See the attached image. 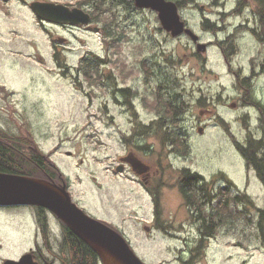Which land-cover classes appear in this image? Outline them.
<instances>
[{
	"label": "rangeland",
	"instance_id": "374dc122",
	"mask_svg": "<svg viewBox=\"0 0 264 264\" xmlns=\"http://www.w3.org/2000/svg\"><path fill=\"white\" fill-rule=\"evenodd\" d=\"M0 1L7 10L0 7V117H6V121L21 127L27 124L38 132L39 141L35 140V143L41 153L46 154L49 148L55 146L56 152H52L51 158L55 159L59 169L72 181L73 195L82 208L97 218L119 225V231L144 264H183L181 259H190L189 264H264V240L257 235L255 226L257 212L250 205L235 204L232 198L229 209L220 211L219 219L225 223L220 224L213 238L205 241L198 257H191L190 249L197 242L194 241L197 236L196 227L191 222V214L178 209L177 205L183 203V200L172 190L179 175L172 169L186 165L204 177L202 183L210 181L212 174L220 171L227 174L235 186L232 187L228 181L231 197L239 191L252 198L257 206L264 205V187L255 171L247 169L242 156L232 144L228 130L211 122L199 134L197 128L204 125V122L197 124L193 115L189 114L183 121V131L189 139V154L182 156L170 146L162 150L157 140L148 141L153 148L148 161H160L165 167L167 179L160 206L162 216L169 224L168 232L152 229L150 203L144 189L135 181L105 169L130 144V141H125L128 134L122 136L126 119L120 104L110 94L108 99L103 98L106 107L102 110L97 95L87 96L86 93L91 92V89L82 84V90L78 84L80 77L74 79L75 67L82 54L94 52L105 55L106 47L101 32L87 27L41 22L29 7L33 0ZM44 1L77 6L80 0ZM213 1L192 0L179 7L181 18L203 37V41H215L211 31L204 26V19L210 23L219 22L214 18L217 7ZM250 1L254 4L253 0ZM83 6L88 9L86 4ZM124 16L131 19L126 30L130 43L123 45L121 61H131L132 46L135 50L140 44L144 51L147 49L149 52L154 50L158 42L164 44L168 41H163L162 35L154 33L161 26L154 11L141 9L125 13ZM229 22L234 23L235 19L231 18ZM91 25L99 27L98 24ZM134 26L141 27V33L152 39L139 42L140 34L133 29ZM222 36L219 34V38ZM175 46V42L164 45L163 56H170ZM250 48L251 51H263L262 45ZM156 51L162 53L160 49ZM244 51L237 61L245 70L249 48ZM55 52L63 57L67 70L57 66ZM178 53L174 52L176 62H187L190 59V50L181 47ZM203 53L208 55L207 67L214 72L216 86H221L222 91L229 93L226 100L229 105L218 107L217 110L228 122L233 134L243 142L249 132L246 128L249 119L245 110L235 111L230 107L231 102L237 98V83L215 44ZM5 90L10 91V94H6ZM92 93L97 94V90L93 89ZM216 100L225 101L218 96ZM148 113L150 115L147 116ZM141 115L146 120L152 116L148 109L143 110ZM215 121L218 123L219 119ZM254 135L263 138L264 131L256 130ZM40 179L56 185L54 181ZM204 186L207 189L205 191L210 189V185ZM234 207L239 209L241 217L233 221L231 215ZM12 209L7 208L8 211ZM32 210L21 207L14 210L16 214L8 216H17L18 219L26 215L24 213L30 214ZM204 213L208 215L212 212L206 208ZM51 226L56 232L59 231V227L52 222ZM145 226L148 230H145ZM2 235L14 237L16 231L10 230ZM15 245V242L8 239L2 253H9Z\"/></svg>",
	"mask_w": 264,
	"mask_h": 264
},
{
	"label": "flooded vegetation",
	"instance_id": "af4514ba",
	"mask_svg": "<svg viewBox=\"0 0 264 264\" xmlns=\"http://www.w3.org/2000/svg\"><path fill=\"white\" fill-rule=\"evenodd\" d=\"M213 3H215L217 7L214 18L219 21L218 23L213 22L216 27L215 31H211L215 40L214 42L203 41V37L198 33V39L193 41L185 33H182L185 34L188 39L184 44L186 48H190V59H188L187 62L183 60L182 62L175 63L174 66L176 71L173 81L176 97L181 100L179 105L187 107L186 111L181 112L179 118V122H181V131H183V121L189 114L193 115L197 124L204 122V125H200L198 128L203 129L213 122L217 124L219 128L223 130L227 129V123L217 108H224L226 105H229L226 103V100L229 98V93L222 91L221 86H216L214 72L207 67L209 60L208 55L207 53L197 50L196 45L198 42L206 43L204 52H208L213 44L217 46L226 63L228 71L233 76L238 87L237 98L231 102L230 106H234L233 110L235 111L240 109L245 110L249 119L246 128L249 131H264V127L261 123L262 112L264 113V45L255 36L257 17L254 13L253 4L250 0H214ZM231 18L235 19L234 23H228V20ZM185 23L188 25L186 21ZM219 34H223V36L219 38ZM255 45H262L263 51H251L252 49L250 46L255 47ZM191 47L194 48L191 49ZM248 48V63L247 68L244 70L243 66L239 65L237 59L241 57L245 53L244 50ZM174 52L179 54L177 47L173 48L172 53L174 54ZM130 54V58L134 60V53L131 51ZM166 67L167 65L165 63L154 65V73L150 76L149 82L154 84L157 77L164 76L165 74L161 71V68ZM127 68L129 70H134L136 73L134 78H129L127 80V85H130L133 90L137 91L131 101L135 113L133 114L129 108L125 106L124 99H118L120 95V86L115 88H97V99L99 100L100 108L104 110L106 103L103 102V98L108 99V96L112 94V99L121 106L123 115L126 119L124 123V132L129 135L138 127L142 128L145 124H148L152 116L146 120L141 115L143 110H147L143 102V94L147 93V84L144 80L143 72L137 68H129V64ZM244 81L250 84L252 99L249 98L250 90H247L242 85ZM114 82L117 85H126L124 82H120L117 77ZM217 96L225 99V101H217ZM185 99H189L190 102L184 104ZM133 115H136L139 121H132ZM5 119L6 117H0V146L4 148L7 156L11 159L13 167H16L20 171L16 173L12 172L11 174L34 178L42 177L54 181L58 186L65 187L72 201L80 206L73 195L72 181L59 169L55 163V159L51 158L52 152H56L55 146L53 145L49 148L46 154L41 153L38 145L35 143V140L39 141L38 132L29 127H21L13 123H7ZM216 119H219L218 123L215 121ZM148 153H151V150L146 142H140V144L130 143L126 146L124 152L117 156L114 163L108 164L109 166L105 167V169L109 170L112 174H121L124 178L135 181L140 185L149 199L152 214V229L168 232V228L164 229L160 225V220H164V218L161 217L162 207L160 204L162 202L164 190L166 189V170L160 161H158V163L149 162ZM134 157H137L141 163L147 166L145 171L140 172L146 168L142 164L134 163L133 165L130 163V160H133ZM171 167H173V164H171ZM172 170L179 173L177 176V184L172 190L183 200V203L179 202L177 207L185 213L188 212L193 217L191 222L194 224L197 231V236H195L194 241H202L205 243V241L215 236L220 224L215 226L213 220L205 221L203 217L205 213H202L201 210L208 208L212 212L211 214L215 212L219 213L221 209L224 211L227 210L230 204L228 176L222 172V175L219 176H217V173L212 174L210 181H205L204 183L207 184V186L210 185V189L202 193L198 192L197 203L191 205L190 201L194 193L188 189L182 188L179 185V180L182 177V172L188 171L190 174L196 172L187 168L186 165H181L179 168ZM201 180H204V177L198 175V178L193 181L196 187H198V183L201 182ZM157 191H160L159 203L158 199L155 200L153 197ZM157 206L161 211H157ZM11 207L13 209L8 211L7 208ZM21 207L32 208L33 210L30 214L24 213L26 215H22L18 219H16L17 216H8V214H16L14 210ZM82 209L91 217L97 218L89 214L84 208ZM194 214L200 215L201 218L195 219ZM97 219L119 231V225L115 223L111 224V222L100 218ZM51 222L59 227L58 232L52 228ZM30 225H33V227ZM200 227L202 230H200ZM144 228L148 230L147 226ZM10 230L16 231L14 237L2 235V233H7ZM3 238L5 241L4 245ZM8 239L15 242L16 245L11 248L9 253L3 254L2 250L4 246H6ZM85 255V248L75 243L73 245L62 228L59 219L55 214L47 211V209L26 204L0 205V264H4L6 259L16 260L19 264H78V257L80 261H82L85 259ZM100 259L98 255L96 259L97 264H102V260Z\"/></svg>",
	"mask_w": 264,
	"mask_h": 264
},
{
	"label": "trees",
	"instance_id": "16d2710c",
	"mask_svg": "<svg viewBox=\"0 0 264 264\" xmlns=\"http://www.w3.org/2000/svg\"><path fill=\"white\" fill-rule=\"evenodd\" d=\"M5 1V0H3ZM178 7L185 6L192 2V0H174ZM253 8L254 13L257 17V27L255 30V36L262 42L264 45V0H253ZM87 5L88 9L82 8L83 5ZM1 9L5 10V7L2 5L0 1ZM77 7H80L87 11L91 15V24L99 25V30L101 32V37L104 41L106 52L105 55H98L94 52H87L82 54L79 59L77 66L75 67L76 75L75 78H79L81 80L78 81L80 87L82 88V84L84 87H89L91 92L86 93L87 96H94L97 94H93L92 90L100 87L103 89L105 86L103 82L106 80L109 84L108 87L115 88L119 87L114 81L115 78L119 79L120 82H124L125 87H120V100L124 99L125 106L129 108V110L134 114L135 110L131 103L133 96L137 92L133 90L130 85H127V80L129 78H134L136 73L134 70H129L127 65L129 64V68L131 69H140L144 74V80L147 84V93L143 94V102L146 108L151 111L152 119L149 120L148 124H145L142 128H137L133 133L126 136L125 133L122 134L125 137V141L133 144H140V142H146L150 147V150L153 151V148L150 146V140H157L161 145V149L170 148L176 150L178 153L182 154V156L190 153L189 139L185 132L181 131V122H179V118L181 116L182 111H186V106H180L181 100L177 99L174 79H175V63L176 59L173 53L164 57V45L167 43L175 42L178 48L184 47L186 41H188L187 36L185 34H180L177 36H171L169 32L162 29V27H158L154 33H158L163 36V41H167L162 44V42H158L155 45L154 50L151 49L149 52L147 49L144 51V47L142 45H137L134 50V46H132V52L135 55L134 60L131 59L130 62L121 61L120 55L122 54L123 45H127L130 43V36L126 33L128 28V23L131 22V19L128 16H124L125 13L130 12H138L143 8H137L133 4V0H80L77 3ZM148 10V9H147ZM156 14V12H155ZM157 18V17H156ZM158 19V18H157ZM205 28L210 31H215L216 27L214 23H210L208 20L204 19ZM134 30L138 31L139 42L143 40L148 42L152 38L149 36L145 37L141 31V27H133ZM176 37V38H175ZM186 37V38H184ZM189 37V36H188ZM103 45V43H102ZM161 47V48H160ZM194 47H191L193 49ZM156 49H160L162 53H158ZM186 50H190V48H186ZM137 53V54H135ZM116 54V55H115ZM179 55V54H177ZM54 58L58 63V67L67 70L65 63H63V57L60 56L59 52L54 53ZM163 59V60H162ZM182 62V61H180ZM104 63V64H103ZM137 63V64H135ZM159 63H165L167 65L166 68H161V71L165 74L162 77H157L155 83L149 82L150 76L154 73V65ZM108 66V68L106 67ZM137 65V66H136ZM105 67V68H104ZM85 81V82H83ZM242 85L247 90H250V84L247 81L242 82ZM83 90V88H82ZM6 94H10V91L5 90ZM249 98L252 99V92H249ZM190 102L189 99L184 100V104H188ZM150 115V113H148ZM6 121V120H5ZM132 121H139L136 115L132 116ZM7 123H12L6 121ZM261 123L264 127V113L262 112V120ZM23 127H28L27 124ZM32 128V127H29ZM33 129V128H32ZM228 134L232 141L233 146L236 151L242 156L245 165L248 170L253 169L258 176L264 187V137L256 138L254 132L249 131L246 134L245 139L240 141L233 132L228 129ZM129 145V144H128ZM176 152V153H177ZM151 153H148V157ZM41 162V160H40ZM19 171L16 167H13L11 159L7 156L4 148L0 146V172L3 173H12ZM20 172V171H19ZM42 175V174H41ZM222 175L221 172L217 173V176ZM181 178L179 180V185L193 192V198L191 199V205L197 203V193L205 192L206 187L205 184L200 182L198 183V187L195 186L194 182L198 175L196 173L182 172ZM57 177V176H56ZM42 178V177H40ZM45 179V178H43ZM194 184V186H193ZM231 184V182H230ZM232 187H235L234 184H231ZM230 193V191H229ZM154 199H160V191H157L153 195ZM235 204L242 205H250L257 212V219L255 221V226L257 227L256 232L257 235L264 240V205L257 206L253 199L250 198L245 193H239L236 191L232 197ZM159 206V205H158ZM157 206V211H161ZM229 209V207H228ZM223 210V209H221ZM204 213V209L201 210ZM160 213V212H159ZM158 214V213H157ZM220 212H215L214 214H203L204 220H215V226L219 224H224L225 221L219 219ZM232 220L234 221L236 218L241 217V212L237 207H234ZM161 217L162 213H161ZM195 219H200L201 216L198 214H194ZM223 218V216H222ZM59 219V218H58ZM59 222L66 232L68 238L71 242L80 245L85 248L86 255L85 259L80 261L78 257L77 261L81 264H97L96 259L98 258L97 252L95 249L89 245L85 240H83L77 233H75L71 228H69L62 220L59 219ZM160 225L162 228L167 229L169 224L166 220H160ZM210 227V226H208ZM200 230L202 228L200 227ZM211 235V234H210ZM85 242V243H84ZM205 243L202 241H197L192 249H190V256L193 258L198 257V255L202 252ZM80 248V247H78ZM183 264H189L190 259L183 260L181 259ZM78 263V264H79Z\"/></svg>",
	"mask_w": 264,
	"mask_h": 264
},
{
	"label": "water",
	"instance_id": "95a60500",
	"mask_svg": "<svg viewBox=\"0 0 264 264\" xmlns=\"http://www.w3.org/2000/svg\"><path fill=\"white\" fill-rule=\"evenodd\" d=\"M133 4L137 8L155 11L162 29L171 36L185 33L193 41L198 39V35L181 19L179 7L174 0H133ZM29 7L42 21L98 30L97 26L90 25L91 15L80 7L44 0H33ZM196 47L199 51H204L206 43L198 42ZM198 131L201 132L202 128ZM130 163L146 167L140 172L147 169L137 157L130 160ZM18 204L39 205L53 212L95 249L103 264H144L118 231L86 214L72 202L65 187L51 185L38 178L0 172V205ZM4 264L19 262L6 259Z\"/></svg>",
	"mask_w": 264,
	"mask_h": 264
},
{
	"label": "bare ground",
	"instance_id": "6f19581e",
	"mask_svg": "<svg viewBox=\"0 0 264 264\" xmlns=\"http://www.w3.org/2000/svg\"><path fill=\"white\" fill-rule=\"evenodd\" d=\"M83 82H85V81H83ZM103 85L105 86L104 88H107L109 86V84L106 80L103 82ZM197 175H199V174H197Z\"/></svg>",
	"mask_w": 264,
	"mask_h": 264
}]
</instances>
